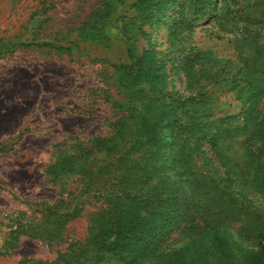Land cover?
Returning a JSON list of instances; mask_svg holds the SVG:
<instances>
[{"label":"trees","instance_id":"trees-1","mask_svg":"<svg viewBox=\"0 0 264 264\" xmlns=\"http://www.w3.org/2000/svg\"><path fill=\"white\" fill-rule=\"evenodd\" d=\"M175 2L101 0L68 47L52 46L105 42L117 16L127 61L114 65L110 132L60 149L45 170L52 183L79 179L102 203L88 236L54 262L27 264H264V0H183L174 19L179 57L139 54L134 40ZM200 23L228 36L233 59L182 44ZM11 44L0 41V58ZM168 61L184 73L188 96L167 91ZM219 83L242 103L238 115L214 118L208 91ZM42 204L36 238L63 242L79 213Z\"/></svg>","mask_w":264,"mask_h":264},{"label":"rangeland","instance_id":"rangeland-1","mask_svg":"<svg viewBox=\"0 0 264 264\" xmlns=\"http://www.w3.org/2000/svg\"><path fill=\"white\" fill-rule=\"evenodd\" d=\"M100 1L0 0V41L14 44L0 58V264L54 262L85 242L91 218L102 207L82 192L79 179L52 183L45 175L60 149L108 134L117 116L109 100L117 95L114 65L127 61L117 16L107 28V41L64 50L67 39H72L67 38L73 35L71 30L79 28ZM182 1L176 0L170 11L145 25L146 37L134 40L139 54L153 50L160 58L179 57L174 19ZM211 31L200 23L182 44L233 59L228 36L213 37ZM161 73L167 91L189 95L177 65L168 61ZM228 80L232 83V76ZM208 92L213 93L214 118L236 116L243 108L226 83ZM42 203L79 213L67 224L63 242L36 238L45 228L40 223ZM128 263L111 258L106 264Z\"/></svg>","mask_w":264,"mask_h":264}]
</instances>
